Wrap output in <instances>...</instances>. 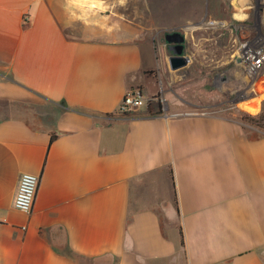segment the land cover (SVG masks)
<instances>
[{
    "label": "crops",
    "instance_id": "0c3cea01",
    "mask_svg": "<svg viewBox=\"0 0 264 264\" xmlns=\"http://www.w3.org/2000/svg\"><path fill=\"white\" fill-rule=\"evenodd\" d=\"M60 4L0 0V264H264V133L172 116L192 112L177 95L156 114L169 56L76 39ZM133 89L147 103L121 115ZM24 173L31 215L14 207Z\"/></svg>",
    "mask_w": 264,
    "mask_h": 264
},
{
    "label": "rangeland",
    "instance_id": "374dc122",
    "mask_svg": "<svg viewBox=\"0 0 264 264\" xmlns=\"http://www.w3.org/2000/svg\"><path fill=\"white\" fill-rule=\"evenodd\" d=\"M58 1L72 10L68 32L76 39L145 40L160 47L165 59L173 54L166 35L185 36L190 62L157 90L149 109L162 112L178 96L192 112L236 120L252 137L264 133V64L251 72L256 67L246 60L250 51L264 54V0ZM217 73L231 78L222 91L213 87Z\"/></svg>",
    "mask_w": 264,
    "mask_h": 264
},
{
    "label": "built area",
    "instance_id": "2783aa9c",
    "mask_svg": "<svg viewBox=\"0 0 264 264\" xmlns=\"http://www.w3.org/2000/svg\"><path fill=\"white\" fill-rule=\"evenodd\" d=\"M255 59L253 61H249V66L253 67L254 65H258V67L253 68L252 71L257 70L261 65L264 64V54L261 51H250V53L255 54ZM258 61L256 64L254 62ZM249 67V68H250ZM147 103V97L143 92L139 89L129 90L119 107V112L121 114H128L137 112L139 109L143 108ZM197 112H178L173 114L172 116H181V115H191V114H203ZM166 118L170 117L168 115L165 116ZM40 187V177L38 175L24 173L21 174L19 178L17 193L14 199V207L25 214L31 215L34 210L35 200L39 191Z\"/></svg>",
    "mask_w": 264,
    "mask_h": 264
},
{
    "label": "water",
    "instance_id": "95a60500",
    "mask_svg": "<svg viewBox=\"0 0 264 264\" xmlns=\"http://www.w3.org/2000/svg\"><path fill=\"white\" fill-rule=\"evenodd\" d=\"M166 41L172 45L170 48L173 50V54L168 58L170 68L174 71L185 68L190 62V58L185 54V36L174 32L166 35ZM230 81V76L217 73L213 78V87L222 91Z\"/></svg>",
    "mask_w": 264,
    "mask_h": 264
},
{
    "label": "bare ground",
    "instance_id": "6f19581e",
    "mask_svg": "<svg viewBox=\"0 0 264 264\" xmlns=\"http://www.w3.org/2000/svg\"><path fill=\"white\" fill-rule=\"evenodd\" d=\"M246 55H247V58L250 59L251 61H253V59H255V58H254V55H255V54H253V53H250V52H249V53H246ZM251 56H252V57H251ZM257 62H258V61L255 60L254 64H256ZM254 66L257 67L258 65H254Z\"/></svg>",
    "mask_w": 264,
    "mask_h": 264
},
{
    "label": "trees",
    "instance_id": "16d2710c",
    "mask_svg": "<svg viewBox=\"0 0 264 264\" xmlns=\"http://www.w3.org/2000/svg\"><path fill=\"white\" fill-rule=\"evenodd\" d=\"M151 112V114H153L152 112L153 111H150ZM159 113H161V111H158V112H156V114H159ZM262 118L264 119V115H262ZM254 137H257V136H254ZM182 235V234H181ZM181 244L183 245L184 244V240H183V238H181Z\"/></svg>",
    "mask_w": 264,
    "mask_h": 264
}]
</instances>
